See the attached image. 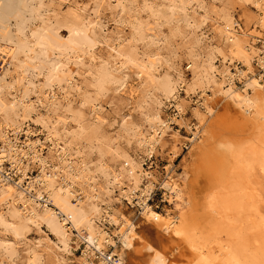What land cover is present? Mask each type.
<instances>
[{"label": "bare ground", "instance_id": "6f19581e", "mask_svg": "<svg viewBox=\"0 0 264 264\" xmlns=\"http://www.w3.org/2000/svg\"><path fill=\"white\" fill-rule=\"evenodd\" d=\"M168 1L170 4L166 10L144 1L143 8L150 20L130 22V16H122L118 21L131 23V39L135 42L148 39V44L153 45L162 40L164 44L171 45L173 38L179 34L187 38V31L182 30L180 22H185L183 26L198 28L210 18L226 50L210 49L204 58L197 47L200 34L195 35L192 42L184 47V55L189 63L187 67L192 73L187 78L180 61L173 62L160 73L162 63L159 50L139 59L133 49L124 47L118 36L105 40L114 67L112 69L107 63L101 65L93 78L95 92L81 100L82 104L90 102L99 124L90 130L82 128L70 134L58 126L61 121L66 122V117L58 118L57 114L64 104L65 107L70 104L72 90H78L81 86L75 77L76 69L68 66L63 58L84 67L86 56L92 57L91 49L98 41V35L83 23L77 12L58 13L53 18L45 19L43 11L48 4L44 0H0V55L5 60L0 68V166L8 161L18 168L20 174L18 180L7 176V181L0 185V231L10 233L16 239L0 240V249L12 262L17 254V244L20 245L27 238L28 231L36 228L44 232L45 247L52 255L53 264H70L67 254L72 253L70 240L73 233L85 243L83 255L78 257L77 264H96L97 251L101 253L99 264H116L104 252L109 245L117 246L115 236L119 237L121 243L118 249L121 250L118 254L120 262L117 264H127L128 251L135 248L136 243L148 254L141 264H178L171 261L172 255L139 234L138 221L132 220L118 207L110 204L103 206L104 194L113 192L106 182L113 181L128 203L134 206V198H138L136 203L141 208L139 215L151 224L149 233H153V230L154 233L158 232L156 236L160 240L168 233L170 237L186 243L193 254V259L188 260L187 264H264V241L261 239L263 235L259 234L264 231V215L258 210L252 194L256 187L251 188L249 180L256 166L264 175V144H253L247 153H243L246 148L234 147L228 137L220 134L221 131L208 129L206 133L211 135L205 140L202 137L194 146L198 157L193 162L191 177L188 173L175 177L170 171L161 181V187L166 189L165 195L172 204L167 213H162L148 202L156 176L146 171L134 156L120 152L113 139L104 135L101 129L105 118L99 113L101 105L97 95L113 84L115 91L131 97L140 95L144 107L148 109L146 118L150 129L135 133L138 144L148 154L154 153L158 145L165 144L164 138L173 128L172 121L178 120L177 116L162 117V99H173L178 115L184 114L188 101L180 97V90L190 95L201 89L204 101L198 103L194 112L201 129L204 130L206 119L214 111L211 104L216 95H223L240 107L247 119L259 115L263 119L259 131L264 132L263 75L255 76L253 67L255 59L264 67V0H236L250 1L257 7L251 17L259 32L250 30L236 20L226 6L228 3L211 16L207 11L203 12L202 19L192 22L187 7L192 2H197L198 7L203 6L199 0ZM117 6L120 11L124 10L120 0ZM36 20L39 24L31 26ZM173 20L169 33L156 31L163 23ZM64 27L69 30L67 37L61 33ZM259 41H262V45L256 47ZM217 57L225 66L222 71L215 65ZM234 59L242 61L246 68L237 67V71L233 72L231 65L226 63ZM129 65L135 68L133 73L140 79L137 87L127 83L125 75L120 74ZM87 71L92 72L90 69ZM219 73L223 79H218ZM40 74L44 75V80L38 83L34 78ZM236 76L244 82L242 89L234 84ZM251 89L254 93L250 92ZM152 90H158L159 94L149 103L145 97ZM208 90L212 91L211 94ZM32 92L41 93L47 99L48 110L56 117L50 114L46 117L35 116L37 103L43 100H32ZM64 110L70 112V118L80 123V110H72L69 106ZM31 122L41 127L45 140L32 138L38 132L33 131ZM24 126L26 139L22 141L19 132ZM176 135L173 134L174 142L178 141ZM198 137L199 130L194 132L192 139ZM44 141L52 144L49 156L41 151L40 146L43 150ZM175 146L176 143L172 147L174 152ZM225 152L231 153L228 161L232 163L230 171L219 184L223 187L221 190L218 189L219 185L213 187L202 202L205 205H201L193 197L192 191L198 181L196 177H199L196 175V164L199 158L200 161L208 159L213 167L219 157L223 160ZM91 155L96 158L95 165H92L94 159ZM31 163H37L39 168L34 177L28 174ZM220 194V198H227L226 205L223 204L226 222L221 224L217 220L213 224L201 225L210 216L214 219V213L222 212L218 204ZM111 198L109 195V200ZM105 220L114 226V235L102 225ZM27 253L28 264H42L41 254L36 249L28 248ZM133 264L139 263L134 261Z\"/></svg>", "mask_w": 264, "mask_h": 264}, {"label": "rangeland", "instance_id": "374dc122", "mask_svg": "<svg viewBox=\"0 0 264 264\" xmlns=\"http://www.w3.org/2000/svg\"><path fill=\"white\" fill-rule=\"evenodd\" d=\"M118 1L119 0H44V2L48 4L43 11L45 19L48 17L53 18L58 13L77 12L82 18L83 23L91 27L98 35V41L91 49L92 57L86 56V65L84 67L81 65L78 66L73 62V60H65V58H63V60L68 63V66L76 69L75 77L81 86L78 90H72L69 95L70 104L68 105L72 110L81 111L82 118L80 123L69 117L70 112L64 110V108H68V106L65 107V104L63 105L64 107L60 108L57 114L58 118L61 116L66 117V122L64 123L61 121L58 123V126L70 134H73L75 130L82 128L90 130L91 127L99 124L96 121L90 102L82 104L81 100L84 96H88L89 94L95 92L93 78L96 76L95 74L100 66L107 63L112 69L114 67V60L110 55V50L105 43V40L109 38L111 40L118 36L119 40L123 43V45H125L124 47L133 49L139 59L146 58L150 53H155L159 50L161 53L159 58L162 63L160 73L166 71L169 65L173 62L180 61L181 69L187 78H190L192 73L187 67L189 63L184 55V47L186 44L192 42L195 35L198 33L200 34V41L197 47L201 51L204 58L210 49L216 48L226 50L224 42L221 41L220 36L216 32V25L212 20H210V18L203 21L198 28H195L194 26H183V23L185 22H180L182 24V30L187 31V38L183 37L182 34H179L173 38L171 45L164 44L162 40L154 43L153 45L148 44V39L135 42L131 39V23H121L118 19L122 16H130V22H134L138 19L150 20L151 18L148 17L146 10L143 8L144 1H148L155 8H161L163 10L168 8L170 2L168 0H120L124 5V10L120 11L117 6ZM199 1L203 6L198 7L196 6L197 2H192V4L187 7L188 16L192 17L190 18L192 22L195 19L196 22H198L200 18L202 19L203 12L207 11V13L211 16L215 13V10H221L225 7L226 3H228L226 6L230 8V12L236 20H239L243 26L250 28V30L259 32L257 24L254 23L251 17L257 11V7L252 2H237L236 0ZM212 9L214 10L212 11ZM35 24H39V21H34L31 26ZM173 24L174 20L165 22L160 26V28L156 29V31L167 34L170 32V27ZM61 33L63 37H67L69 35L68 28L64 27L61 30ZM262 38L264 39V35ZM261 45L262 41H259L256 44V47H261ZM219 57L216 58L215 65L222 71L225 66ZM226 64L231 65L233 72L237 71V67L243 69L246 68L243 66L242 61L237 59H234L233 61L228 60ZM253 67L254 75L258 77L263 75L261 80L264 83V67H262L256 59L253 61ZM89 69L92 70V72L89 73L87 71ZM134 69L135 68L132 65H129L127 68H124L120 74L125 75L127 83H131L132 86L134 85V87H137L140 84V79L135 73H133ZM218 79H223L222 74L219 73ZM34 80L40 83L44 80V75L40 74L36 76ZM234 84L241 89L244 87V82L239 76H236ZM152 91V93L145 97L148 99L149 103L153 101L152 98H155L156 95L159 94L158 90ZM179 92L180 97L185 98L188 101V105L182 115L183 117L178 115V109L176 108V104L173 99H166L165 97L162 99L160 107L162 117L166 119L177 116L178 120L172 121L173 128L169 130L168 134L165 136V144L162 146L158 145L157 150L152 154H148L145 149L138 144L137 135H135L137 130L147 132L150 129V123L146 118L148 109L144 107V103H142L140 95L131 97L128 94L115 91L113 89V84H111L108 89L103 91L101 94L97 95L101 105L99 113L105 118L100 125L104 135L110 136L113 139L115 146L120 152L128 153L134 156L146 171H149L150 174L156 176L157 179L155 180V186L151 191V196L154 192H156V194L153 196V202L151 201L149 203H152L153 208L162 213H167L169 209L172 208V204L169 202V197L165 195L166 189L161 187V181L170 171L175 177L182 176L184 173H188L191 177L193 162L198 157L197 149H195L194 146L201 141L202 137H204L205 140V137H208L209 134L211 135L209 132L206 133L208 129L215 130L216 128L221 131L220 134L225 135L228 137L229 141L233 142L234 147L243 146L246 148L243 153H247V151L250 150L249 146L253 144H257L259 146L264 144V132L259 131V124L263 121V119L259 115H255L252 116L251 119H247L245 113L235 103L224 98L223 95H216V99L211 104L214 111L206 119V126L208 124L210 126H205L203 130L200 128V121L194 113L195 108L198 107V103L204 101V97L201 95V89L199 88L198 91L192 92L190 95L186 94L184 90H180ZM207 92L211 94L212 91L208 90ZM250 92L254 93L253 89H251ZM31 98L32 100H36L38 98L43 100V102L39 101L37 103L35 116L46 117L47 114H50L53 117H56L53 112L48 110V101L41 93L32 92ZM141 110H144L145 113H142ZM214 115H216L214 121L211 122ZM31 127L33 131L38 132L37 135L32 136L33 139L40 138L45 140L44 132L41 130L39 125L31 122ZM24 128H26V126L22 127V130L19 132V138L22 141L26 139ZM198 130L200 137L193 140L192 138L194 137V132ZM175 133L178 138L177 142H174L173 134ZM174 143H176V152L172 150ZM44 145L43 150L42 146H40L41 151L45 156H49L52 151L50 148L52 144L48 141H44ZM229 155L231 157L230 152H225L223 160L219 157L215 164L213 163V167L210 165L212 162L208 161V159L200 161L199 158L196 164L198 169L196 175L199 177H196L198 178V181L195 189L192 191L194 193L193 197L195 196L194 198L198 200L201 205H205L202 203L205 196L211 189H213V187L221 184L225 175L230 171L232 162H230V160L228 161ZM91 158L94 159L92 165H95V156L91 155ZM114 167L118 170V167L115 165ZM257 168L259 167L256 166V168L252 170L253 172L250 174L249 180L251 182V188L252 186L256 187V189L252 190V194L256 200L258 210L264 215V175H262V171ZM38 172L39 168L37 163H31V167L28 169V174L34 177ZM106 184L113 189V192L111 191L109 194L112 196L111 200H109V195L107 193L104 194V207L108 204L112 207H118L129 215L132 220L138 221L139 234L155 247L163 250L168 255H172V262L175 261L178 264H187L188 260L191 258L193 259V254L187 248L185 242H181L178 241L177 238L174 239L173 237H170L168 233H165L164 235L162 234L163 236L160 237L161 240L156 236V233L158 232L154 233L155 231L153 230V233H149L148 227L151 224L147 223L144 218L139 215L141 208L136 203L138 198H134L135 204L133 206L122 197L119 188L115 186L113 181H107ZM221 187L223 186L219 185L218 189L221 190ZM220 196L221 194L219 195V198ZM220 199L221 200H219L218 204L222 208V212L214 213V219L210 216L206 220H203L201 225H206L210 222V224H213V222H216L217 220L221 224L222 222H226L227 218H225L224 215L226 208H224L223 204L226 205L227 198L226 196H223V198ZM155 203H159V206H154ZM103 222L104 224L102 225L105 229L114 235V226L107 220ZM239 224L242 225L240 222ZM43 229L46 228L43 227ZM42 234H44V232L39 231L36 228H32L28 231L26 233V242L23 240L20 245L17 244V254L14 258V262H12L10 258L4 254V251L0 249V264H28V248H34L41 254L42 264H53L52 255L45 247L46 240L45 236ZM259 234L260 236L263 235L261 236V239L264 241V231L263 233L259 232ZM51 236L53 237V235ZM71 237L72 239L70 241L72 253L67 254V261L70 264H77L78 257L83 255L82 252L85 248V243L74 233ZM114 239L117 242V246L109 245L105 250L119 254V252H121V250H118L120 249L121 244L119 237L115 236ZM0 240L15 241L16 239H14L10 233L0 231ZM139 249H141V246L136 243L135 248L128 251L127 264H133L134 261L141 264L142 260L147 257L148 254L146 250L142 248L138 251Z\"/></svg>", "mask_w": 264, "mask_h": 264}, {"label": "built area", "instance_id": "2783aa9c", "mask_svg": "<svg viewBox=\"0 0 264 264\" xmlns=\"http://www.w3.org/2000/svg\"><path fill=\"white\" fill-rule=\"evenodd\" d=\"M5 64V60L4 57H2L0 55V68ZM19 170L17 167H15L14 165H12L10 162L8 161H4L1 166H0V185L3 182H6V177L9 176L11 177V179L13 180H18V176H19ZM156 194V192H154V194L151 196H149L148 202H151L154 199V195ZM153 202V201H152ZM151 205L153 206V204L151 203ZM154 206H159V203H155ZM105 255H107L108 257H110L111 261H114V263H119V255L117 253H113L110 252L109 250H105L104 249ZM101 253H99L98 251L96 252V259H94V262H96V264H99V260L98 257L100 258Z\"/></svg>", "mask_w": 264, "mask_h": 264}]
</instances>
